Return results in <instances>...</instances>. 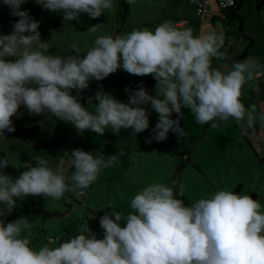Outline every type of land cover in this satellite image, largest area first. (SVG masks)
I'll return each instance as SVG.
<instances>
[{
    "label": "clouds",
    "instance_id": "9594fccd",
    "mask_svg": "<svg viewBox=\"0 0 264 264\" xmlns=\"http://www.w3.org/2000/svg\"><path fill=\"white\" fill-rule=\"evenodd\" d=\"M26 2L3 0L9 14L19 19L9 34H0V137L17 130L12 117H19L21 106L32 116L50 113L80 134L104 136L107 129L116 135L122 129L133 134L149 129L150 105L159 119L146 140L149 144L166 141L170 131L184 139V108L212 129L230 118L242 125L245 134L255 131L257 121L264 129V113L257 114L255 104L246 107L242 102L246 86L252 87L264 65L246 58L232 61L227 71L212 67L213 58L230 59L221 51L222 31L194 36L191 28L180 30L165 21L154 31L97 36L84 55L76 44L71 46L73 55H46L40 49L49 42L42 40L40 23L21 10ZM35 2L45 11L62 12L68 22L79 21L82 14L96 19L114 8L113 0ZM127 2L131 5L134 0ZM234 2L225 0L224 6ZM98 26L87 30L95 33ZM120 69L133 76H152L156 95L141 84L136 90L125 88L129 99L122 102L101 86L94 96L98 103L93 105V98L87 101L89 107L80 102L90 81H103ZM73 90L77 95L71 94ZM174 113L176 119L171 118ZM70 154L75 171L67 178L39 156L22 163L25 170L18 177L4 171L7 157L0 160V217L10 215L20 197L60 200L68 192L84 197L102 170L117 166L120 155H93L83 149ZM178 189L177 193L164 183L149 184L131 200L129 214L114 211L100 218L103 239L87 226L58 247L35 250L26 218L7 223L0 219V264H264V211L258 200L219 190L185 206L176 198L184 196V186ZM55 243L50 236L49 244Z\"/></svg>",
    "mask_w": 264,
    "mask_h": 264
},
{
    "label": "rangeland",
    "instance_id": "374dc122",
    "mask_svg": "<svg viewBox=\"0 0 264 264\" xmlns=\"http://www.w3.org/2000/svg\"><path fill=\"white\" fill-rule=\"evenodd\" d=\"M258 1L244 0L242 8L237 11L247 37L257 41L256 50L251 55H260L264 51V11L257 10ZM113 3V9L106 10L96 19L82 14L79 21L68 22L63 20L62 12L50 11L39 17L33 16L40 23L38 30L42 40L49 42L48 47L40 51L46 55H73L75 53L71 46L76 44L81 55H84L93 47L97 36L115 37L136 29L154 31L165 21L173 22L180 30L191 28L194 36L212 30L222 31L225 44L221 51L226 54L228 51L239 54L249 46L248 39L239 31V21L221 19L216 5L212 7V15L216 17L214 24L209 18L202 25L196 16V7L186 0H134L131 5L127 0H113ZM182 22L184 24L180 25ZM93 25H99L95 33L87 30ZM225 65V61L212 60L214 68L221 70L222 67L224 70ZM141 84L151 95H156V81L152 76H133L120 69L103 81H90L89 88L80 94L79 99L85 107H89V98H93V105L98 103L94 96L102 86L118 100L127 102L129 97L125 88L136 90ZM252 87L246 86L249 90ZM247 89L242 97L244 104L251 98V92ZM71 94L77 95L76 90ZM182 111L184 118L181 126L186 133L184 139H179L170 131L166 141L153 140L149 144L146 140L153 136L152 129L159 119L150 105L149 129L138 134H133L131 129H122L119 135L107 129L104 136L91 131L80 134L70 123L60 121L50 113L32 116L21 106L19 117H12L13 125L18 131L36 133L28 138H0V151L6 153L9 163L15 167L19 166L20 157L25 153L33 159L42 157L53 170L59 168L67 178L75 171L70 154L72 150L83 149L93 155L103 153L105 156L120 153L117 166L102 170L98 179L85 190V204H80L73 192L66 193L60 200L43 196L17 198L16 208L9 215L11 218L34 205H38L39 210L57 214L49 221L41 217L34 220L26 218L32 225L30 246L35 250L46 245L58 247L63 241L80 234V230L87 226L98 238L96 213L119 211L124 215L129 214L132 211L131 200L152 183H164L174 190L182 184L189 206L199 199L209 198L216 191L234 192L240 189L241 195H256L264 211V129L259 121L254 132L249 130L245 134L241 130L242 125L232 118L219 122L218 127L212 129L210 125L198 123L189 109L184 108ZM171 118L176 119L177 114L174 113ZM57 137L61 139L59 146L44 148L45 142ZM17 219L20 217L13 221ZM121 226H126V222L122 221ZM50 236L56 241L55 244H49Z\"/></svg>",
    "mask_w": 264,
    "mask_h": 264
},
{
    "label": "trees",
    "instance_id": "16d2710c",
    "mask_svg": "<svg viewBox=\"0 0 264 264\" xmlns=\"http://www.w3.org/2000/svg\"><path fill=\"white\" fill-rule=\"evenodd\" d=\"M244 0H240L239 4L233 8L232 10H229L227 13V18L231 21L238 20L239 21V31L243 33V37L245 39H248L249 46L243 50L241 53L233 56L231 55V52L228 51V57L230 58L228 63L231 65L232 61H242L246 58H249V52L254 46V40L247 37V35L244 32L243 25H242V19L238 16L237 11L242 8V3ZM125 10L127 12V6L124 4ZM21 10L28 11L30 15L39 17L46 11L43 10L42 6L36 4L35 0H27V2L21 6ZM257 10L258 11H264V0H259L257 3ZM10 9L8 6L4 5L3 0H0V34H9L11 32V26L16 20H18V17H12L10 14ZM226 18V19H227ZM14 60L15 58H8ZM36 132H27V131H18L16 130L14 133H9L5 131V137L4 139H19V138H28L32 136ZM3 138V137H0ZM61 142V139L59 137L53 138L43 144L44 148H49L51 146H59ZM6 158V153L4 151H0V160H3ZM33 158L29 157L27 154L23 153L20 157V164L18 167H15L11 163H9L8 167L4 170L6 173L11 174L13 177H18L25 169L20 167V165L24 162L30 161ZM33 166H35V161H33ZM177 193L179 192V189H175ZM240 189H237L234 191V193L239 194ZM178 199H182L185 203V206H189V201L187 197L179 196L177 195ZM253 199H257L256 195H252ZM35 206V205H34ZM33 206V207H34ZM38 206V205H36ZM27 208L26 210L20 211L14 218L20 217V218H27L29 220H34L37 217H41L45 221L52 220L54 217H56V213L48 211V210H39V206L37 209ZM105 212H97V226H98V239L104 238V232L102 228L100 227V218L104 216ZM9 215L5 217H0V219H4L5 223L7 222H13V219Z\"/></svg>",
    "mask_w": 264,
    "mask_h": 264
},
{
    "label": "built area",
    "instance_id": "2783aa9c",
    "mask_svg": "<svg viewBox=\"0 0 264 264\" xmlns=\"http://www.w3.org/2000/svg\"><path fill=\"white\" fill-rule=\"evenodd\" d=\"M186 1L196 7V16L202 25H204V23L207 22L209 18L210 19L216 18L214 15H212V7L214 5H216L219 8L221 19L224 18L226 19L228 11L235 8L240 2V0H235L232 6L225 7L224 6L225 0H186ZM183 24L184 22H182L180 25ZM261 76L262 75L260 74L257 78L260 79ZM86 196H87V192L84 197H80L77 195L80 204H85ZM37 208L38 206L36 205L33 207V209H37Z\"/></svg>",
    "mask_w": 264,
    "mask_h": 264
},
{
    "label": "crops",
    "instance_id": "0c3cea01",
    "mask_svg": "<svg viewBox=\"0 0 264 264\" xmlns=\"http://www.w3.org/2000/svg\"><path fill=\"white\" fill-rule=\"evenodd\" d=\"M243 3H244V1H243ZM243 3H242V6H243ZM211 23L214 24V18L211 19ZM242 25H243V22H242ZM246 41L249 44V41L248 40H246ZM256 44H257V41L254 40V46L252 47V49L249 52V58H254L256 60H259V62L262 65H264V51H262V54H260V55L259 54L251 55V52L256 50ZM227 55H228V53H227ZM231 55L235 56L232 53H231ZM225 64H226L225 65L226 69L223 70V68L221 67V70H223V71H227L230 67V64L228 63V61H225ZM261 75L262 76L260 79L257 78L256 81L253 82V84H252L253 87L250 90L247 89L249 87L246 88L247 90H249L251 92V94H250L251 98L248 102L245 103V106L249 107L250 105L255 104L257 106V114L264 113V71L261 72ZM248 142H251V140L249 139Z\"/></svg>",
    "mask_w": 264,
    "mask_h": 264
}]
</instances>
